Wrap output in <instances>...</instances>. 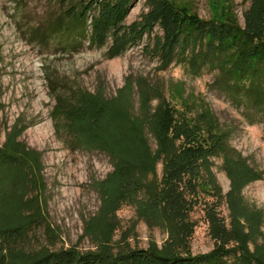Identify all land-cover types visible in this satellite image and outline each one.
<instances>
[{"label": "rangeland", "instance_id": "1", "mask_svg": "<svg viewBox=\"0 0 264 264\" xmlns=\"http://www.w3.org/2000/svg\"><path fill=\"white\" fill-rule=\"evenodd\" d=\"M88 1L0 0V229L39 223L36 241L22 253L26 260L62 249L110 254L149 249L215 253L225 264H264V118L246 119L212 87V70L198 77L182 66L161 71L144 52L147 36L108 59L107 47L92 46L80 30H61L65 10ZM171 1L202 19L230 12L240 27L264 35V0ZM147 10L146 0H134L126 23ZM68 89L90 103L86 116L97 121L96 130L122 134L120 120L137 125L139 140L133 148V141L128 144L127 153L153 158L160 157L161 131L154 117L174 99L204 102L232 131L230 144L245 164L209 155V172L195 175L186 192L167 186L159 159L148 166L155 174L138 179L140 202L118 207L113 200L119 164L87 142L66 145L56 133L54 93ZM246 170L252 175L243 176ZM184 191L194 206H187Z\"/></svg>", "mask_w": 264, "mask_h": 264}, {"label": "trees", "instance_id": "2", "mask_svg": "<svg viewBox=\"0 0 264 264\" xmlns=\"http://www.w3.org/2000/svg\"><path fill=\"white\" fill-rule=\"evenodd\" d=\"M70 1L74 0H65V4ZM133 2L90 0L78 7L70 4L62 16L61 30H80L83 38L88 36L92 46L107 47L108 59L122 56L147 36L149 41L144 52L158 61L161 71L182 66L189 75L198 77L205 70H212L216 74L212 87L242 109L246 119L257 122L264 118V35L261 32L240 27L236 16L230 12L202 19L171 0H146L148 10L127 24ZM88 17L90 25H87ZM88 28L89 35L86 33ZM157 28L160 32L156 33ZM67 91L68 95L59 91L54 93L57 104L52 118L56 133L66 145L78 146L87 142L86 145L109 153L119 164L120 177L116 181L119 194L113 200L118 207L138 200L141 178L149 172L155 174L154 168L150 167L159 159L164 162L167 186H173V189L185 187L186 192L194 186L195 175L204 170L209 172V155L224 159L226 163L237 157V166L245 164L230 144L232 131L220 123L204 102L183 97L179 103L174 99L165 106L162 114L154 117L158 118L161 131L160 157L153 158L144 152L138 153L141 156L128 154V144L133 141V148L140 137L137 125L128 120L123 124L120 120V125H125L122 134L114 133L113 128L96 130L97 121L86 116L90 103L72 89ZM106 130L112 133L107 135ZM228 171L234 177L232 170ZM243 172V176L252 175L250 170ZM185 191L182 197L190 207L193 202L186 198ZM147 193L153 197L154 192ZM39 228V223L32 221L0 229V264H225L215 253L171 254L149 249L118 254L62 249L26 260L22 253L36 241Z\"/></svg>", "mask_w": 264, "mask_h": 264}]
</instances>
